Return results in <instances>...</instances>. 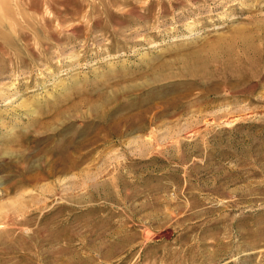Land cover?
Here are the masks:
<instances>
[{
    "label": "rangeland",
    "instance_id": "374dc122",
    "mask_svg": "<svg viewBox=\"0 0 264 264\" xmlns=\"http://www.w3.org/2000/svg\"><path fill=\"white\" fill-rule=\"evenodd\" d=\"M0 264H264V0H0Z\"/></svg>",
    "mask_w": 264,
    "mask_h": 264
}]
</instances>
